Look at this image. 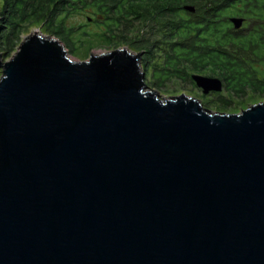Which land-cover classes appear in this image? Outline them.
I'll list each match as a JSON object with an SVG mask.
<instances>
[{
	"label": "water",
	"instance_id": "water-1",
	"mask_svg": "<svg viewBox=\"0 0 264 264\" xmlns=\"http://www.w3.org/2000/svg\"><path fill=\"white\" fill-rule=\"evenodd\" d=\"M140 56L40 31L0 55V264H264V102L161 98Z\"/></svg>",
	"mask_w": 264,
	"mask_h": 264
},
{
	"label": "trees",
	"instance_id": "trees-1",
	"mask_svg": "<svg viewBox=\"0 0 264 264\" xmlns=\"http://www.w3.org/2000/svg\"><path fill=\"white\" fill-rule=\"evenodd\" d=\"M2 2L3 55L10 56L31 28L59 39L69 55L77 57L80 49L87 55L99 46L126 45L132 51L146 50L142 68L146 85L152 90L166 89L169 83L183 90L190 83L186 79L184 7L192 6L195 20L206 23V37L219 33L220 53L211 54L208 63L215 76L224 81L227 94L218 95L212 103L226 111L240 103L264 100V0H77V15L88 14L94 8L102 13L108 30L95 34L96 40L86 38L85 42L68 25V18L57 12L54 0ZM232 17L242 18L244 26L236 30L230 22ZM141 30L152 37L150 44L137 40ZM129 33L136 38L131 39Z\"/></svg>",
	"mask_w": 264,
	"mask_h": 264
},
{
	"label": "flooded vegetation",
	"instance_id": "flooded-vegetation-1",
	"mask_svg": "<svg viewBox=\"0 0 264 264\" xmlns=\"http://www.w3.org/2000/svg\"><path fill=\"white\" fill-rule=\"evenodd\" d=\"M54 3L55 5H57L56 10L60 14V16L63 15L64 17L68 18V20L72 17L77 16V0H54ZM53 4L51 5V9L54 7ZM2 10H3V2H2V5L0 6V15H1ZM195 15H196L195 9L186 10V13H185V23H186L185 62L188 68L186 79L188 80V82H190L188 83V86L186 88L192 91L198 92L199 95H197V98H202V97L206 98L208 96H212L215 99L218 95L227 94L224 81L221 80L219 77L215 76V74L211 70L210 64L208 63L211 58L210 56L211 54L220 53L219 33L217 32L213 38H211L210 36L206 37V31H205L207 28L205 26L206 23H204L205 21H203L202 23V20H200L199 22L195 20ZM86 19H87L88 24H92L97 29H99V31L95 33H89L86 31L84 26L73 27L75 31H77V33L79 32L82 35L81 39L84 42L86 38L96 40V38L94 37L95 34L97 33L104 34L108 31L107 28L104 26V20H103L102 13L98 12L94 8L90 10V13L88 16H86ZM0 20H1V16H0ZM215 21H216V18H215ZM244 24L245 22L243 23V26ZM152 34L153 32L150 34V36H152ZM136 37L138 41L147 42V44H150V41H152V37H149L147 31L145 32L142 30L139 31ZM133 52L141 55L139 60L142 65L143 57L146 54L145 53L146 50L139 49ZM195 66L197 67L196 69H191V68H194ZM193 75H201L204 77H212V78L219 79L222 84V90L219 92L212 91V90L205 92L203 88L197 86V84L192 78ZM192 95L195 96L196 94L194 93ZM257 101L259 100H255L251 102L250 105L255 104ZM204 105L206 106V104ZM205 106L203 107L207 109Z\"/></svg>",
	"mask_w": 264,
	"mask_h": 264
},
{
	"label": "rangeland",
	"instance_id": "rangeland-1",
	"mask_svg": "<svg viewBox=\"0 0 264 264\" xmlns=\"http://www.w3.org/2000/svg\"><path fill=\"white\" fill-rule=\"evenodd\" d=\"M2 1L3 0H0V6L2 5ZM88 14H83V15H77L76 17H72L70 18L67 23L69 26H73V27H79V26H84L86 31L89 32V33H95V32H98L99 29H97L95 26H93L92 24H88L87 22V19H86V16H88ZM34 31H39L38 28H31L30 31L24 35H22V41L23 39L27 36V35H30L31 33H33ZM42 33V32H41ZM43 34V33H42ZM78 34H80L78 32ZM44 35H48V34H44ZM130 36L131 39H134L136 38L134 34H131L129 33L128 34ZM128 36V37H129ZM20 45V44H19ZM18 45V46H19ZM18 46L16 47V49L10 54V56H6V55H3L1 52H0V55H1V59L3 62H6L8 61L12 56L13 54L16 52V50L18 49ZM120 47H126L128 48L126 45H119ZM119 46H116V47H119ZM112 49H115L114 46H110V47H102V46H99L97 48H93L89 54L87 55H84V49H80L78 51L80 57H77V56H73V55H70L71 59L72 60H86L90 54H98V53H101L103 51H109V50H112ZM82 55H84L82 57ZM2 76V70H0V77ZM146 76L149 78V75L146 74ZM147 79V78H146ZM146 81H149L148 79ZM152 88V87H151ZM183 88V87H182ZM153 90H155L156 92H158L159 96L161 98H168V97H171V96H176V95H180L181 93H185L187 95H190V96H193L195 98H197V95H199L198 92L196 91H192L190 89H187V88H183V90L181 89L180 86L178 85H172L171 83L168 84V86L165 88H161V89H157V88H154ZM196 94L195 96L192 95V94ZM200 100L201 104L203 106H205L204 104H206V108L213 111V112H221V113H237V112H240L241 110L243 109H246L247 107L250 106V103L251 101L249 102H245V103H240L239 105H236L235 107H233L232 109H229V110H220L218 109L212 102H214V98L212 96H208L206 98H197ZM264 101L262 100H259L257 101L256 103H262Z\"/></svg>",
	"mask_w": 264,
	"mask_h": 264
},
{
	"label": "bare ground",
	"instance_id": "bare-ground-1",
	"mask_svg": "<svg viewBox=\"0 0 264 264\" xmlns=\"http://www.w3.org/2000/svg\"><path fill=\"white\" fill-rule=\"evenodd\" d=\"M263 103V102H262Z\"/></svg>",
	"mask_w": 264,
	"mask_h": 264
},
{
	"label": "clouds",
	"instance_id": "clouds-1",
	"mask_svg": "<svg viewBox=\"0 0 264 264\" xmlns=\"http://www.w3.org/2000/svg\"><path fill=\"white\" fill-rule=\"evenodd\" d=\"M67 50V49H66Z\"/></svg>",
	"mask_w": 264,
	"mask_h": 264
}]
</instances>
